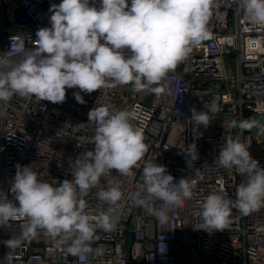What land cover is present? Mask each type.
<instances>
[{
  "label": "built area",
  "instance_id": "2783aa9c",
  "mask_svg": "<svg viewBox=\"0 0 264 264\" xmlns=\"http://www.w3.org/2000/svg\"><path fill=\"white\" fill-rule=\"evenodd\" d=\"M60 2L0 0V55L7 53L19 62L24 49L35 47L36 31L51 26L49 8ZM215 4L207 25L211 38L167 74L160 94L134 92L131 85H122L81 92L84 104L74 97L79 89H68L62 104L18 95L0 102V191L9 193L17 164L33 165L49 182L71 179L74 160L93 148L89 143L93 128L80 124H87L89 110L101 105L135 110L134 123L143 128L149 146L144 160L166 166L175 180L194 183L192 197L167 206L169 218L161 223L149 209L162 202L137 207L128 200L140 186L144 161L134 169V177L113 170L85 197L86 211L94 215L107 207L96 193L109 181L121 185L125 198L113 230H97L91 250L79 255L38 232L13 252V264H264V206L248 215L233 210L223 231L198 229L204 199L221 189L235 199L243 179L235 169L215 163L225 140L239 132L231 128L233 121L251 123L242 139L250 143L251 156L264 168V126L259 130L255 122L256 114H264V27L253 26L244 17L238 0H215ZM13 36L19 37L14 47ZM193 108L208 113L207 128L190 120ZM193 143L197 159L185 153ZM26 224L22 216L10 220L0 227V241L19 235ZM9 251L0 243V264H7L2 258Z\"/></svg>",
  "mask_w": 264,
  "mask_h": 264
},
{
  "label": "clouds",
  "instance_id": "9594fccd",
  "mask_svg": "<svg viewBox=\"0 0 264 264\" xmlns=\"http://www.w3.org/2000/svg\"><path fill=\"white\" fill-rule=\"evenodd\" d=\"M214 7L215 0H61L49 8L51 26L36 31L35 47L24 49L19 62L7 53L0 55V102L18 95L62 104L68 89H79L73 94L84 104L81 92L91 94L122 85H131L134 92L160 94L167 74L211 38L207 25ZM238 7L253 26L264 27V0H238ZM18 38H10L12 47ZM191 113V121L207 128V112L193 108ZM136 119L135 110L104 105L90 109L87 124L80 125L93 128L89 141L93 148L74 160L71 179L49 182L33 165H16L9 189L12 198L0 191V227L17 216L26 218L27 224L19 235L0 241L10 250L2 260L13 264V252L38 232L66 245L72 255L89 252L97 230L115 228L125 198L121 185L109 181L106 189L96 193L107 207L94 215L86 211L85 197L113 170L134 177V169L144 161L140 186L128 200L137 207L162 202L149 209L161 223L169 218L167 206L192 197L193 182L175 180L166 166L144 160L149 146ZM250 127L249 121H233L231 128L239 132L225 140L215 161L243 178L235 199L222 189L210 193L202 203L198 229L223 231L233 210L248 215L264 206V168L251 156L250 143L242 139ZM185 153L197 159L196 144H190Z\"/></svg>",
  "mask_w": 264,
  "mask_h": 264
},
{
  "label": "water",
  "instance_id": "95a60500",
  "mask_svg": "<svg viewBox=\"0 0 264 264\" xmlns=\"http://www.w3.org/2000/svg\"><path fill=\"white\" fill-rule=\"evenodd\" d=\"M255 122L260 130V128L264 126V114H256ZM260 139L263 140L262 134L260 135Z\"/></svg>",
  "mask_w": 264,
  "mask_h": 264
}]
</instances>
